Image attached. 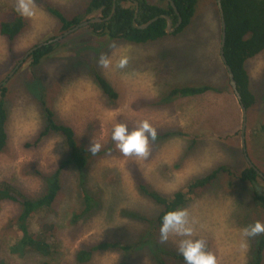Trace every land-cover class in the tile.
<instances>
[{"label":"rangeland","instance_id":"1","mask_svg":"<svg viewBox=\"0 0 264 264\" xmlns=\"http://www.w3.org/2000/svg\"><path fill=\"white\" fill-rule=\"evenodd\" d=\"M88 2L31 0L34 15L22 16L27 23L24 32L11 43L0 35V83L32 47L60 35V25L47 13V7L71 18L81 14ZM17 5L18 0H0V20L11 19L10 9L17 10ZM124 5L133 3L127 0ZM219 40L215 0H198L195 17L183 33L173 32L157 41L135 45L109 41L82 28L59 41L39 65L32 66L26 59L4 84L9 117L7 145L0 152V182L34 198L43 193L45 178L55 172L65 156V146L55 134L35 146H26L43 127L44 107L38 101H44L61 123L70 126L86 148L90 142L101 145L87 166L85 188L99 200L93 212L75 220L84 208L80 178L74 170L65 169L61 174L62 189L48 215V221L57 227L56 262L77 264L74 256L82 246L116 241L136 247L146 241L150 247L160 248V256L168 264H184L175 255L182 257L177 243L186 237L170 234L161 242L156 221L160 208L139 194L132 173L160 196L170 197L185 188L189 180L222 166L225 170L215 183L197 190L185 208L193 228L192 238L205 242V250L216 257L217 264L248 261L251 239L243 229L257 221L264 224V214L254 206L251 196L244 194L252 192L251 184H239L238 179L248 168L245 153L264 175V52L245 64L256 100L246 111L244 153L242 113L219 59ZM101 58L108 61L107 67L101 66ZM121 60L126 61L123 67L119 66ZM157 64L164 68L168 64L174 77H156ZM94 72L111 85L116 100L103 95L95 84ZM182 85H207L213 91L156 104L162 94ZM141 120H147L156 134L172 136L155 143L149 140L145 157L124 156L111 140L112 129L124 123L131 131ZM109 147L115 152L111 157L105 155ZM258 188L264 189V180L258 181ZM19 213L17 205L0 206V264H39L41 258L35 254H7V248L18 239L11 220ZM133 251L100 252L86 264H152L150 252Z\"/></svg>","mask_w":264,"mask_h":264},{"label":"trees","instance_id":"2","mask_svg":"<svg viewBox=\"0 0 264 264\" xmlns=\"http://www.w3.org/2000/svg\"><path fill=\"white\" fill-rule=\"evenodd\" d=\"M159 1V4H150L145 0H138L139 11L136 22L137 25L145 24L153 18L162 15L170 17L173 23L177 21V16L168 2L166 0ZM172 1L182 19L181 25L176 30L175 34L183 33L190 27L191 21L195 17L198 0ZM41 2L43 4V1ZM125 2H127V0H116V12L109 22L90 24L85 27V30H88L91 35L106 37L109 41L118 40L120 42L135 45L154 42L166 36L164 32L165 21L163 19H158L146 30L135 29L132 26L135 8L133 5L125 6ZM112 4L113 0H89L83 12L71 18L66 17L58 9L47 7L46 11L52 18L57 20V23L60 25L61 35L86 21L88 16L97 14L99 15L98 17L107 18L111 13ZM221 7L224 19H226L224 20L225 27L227 26L224 57L227 65L231 66L230 69L233 73L237 90L247 111L255 104L256 98L250 89V82L245 70V64L264 52V0H221ZM10 12L13 15L11 19L0 20V35L11 43L20 33L24 32L27 23L19 14L18 10L10 9ZM52 39H54V37ZM58 45V43L48 44L33 52L29 57L30 64L32 66L39 65L43 59L52 54ZM157 65L158 67L155 69L156 77H161L163 79L174 77V73L168 69V64L166 68L162 65ZM93 78L95 84L108 100L114 101L117 99V93L99 73L94 72ZM211 91H213V88L207 85L197 87L185 85L174 86L167 92L162 91V93H165L159 97L156 104L166 105L175 98L196 97ZM6 92L7 89L3 84L2 87H0V152L4 150L8 141L6 125L9 111L6 109L7 101H4ZM38 102L41 108L44 107V109H41L43 127L39 130L33 143H31V145L26 144V146H35L37 142L39 143L41 140L49 138L51 134H55L58 135L65 146V156H63L55 172L45 178V190L43 193L34 198H29L21 194L6 182H0V206L4 203H10L20 208L18 216L11 220L12 225L17 227L16 233L18 234V239L7 248V254L16 255L18 257L27 254H35L41 258L39 264H60L54 260L57 254L55 250L57 248V227L54 223L48 221V215L52 212L62 189V180L60 179L61 174H63L62 172L65 169L74 170L80 178L79 190L81 193L80 197L82 201H84V208L80 213L74 216L75 220L87 216L91 211L93 212L96 208L95 203L98 206L99 200H97L96 196L93 194H89L88 190L85 188L88 182L87 166H89V160L92 154L88 152L84 145L78 142V138L70 126L61 123L55 116L53 110L45 107L44 101ZM171 136L172 135L169 133L162 135L156 134L155 140H150L155 143L159 140H167ZM113 154H115V152L111 147L106 149L105 155L107 157H111ZM224 170L222 166L209 172L204 177L193 178L187 182L185 188L175 192L170 197L160 196L156 191L149 188L147 184L140 182L136 173H132V179L139 194L160 208L156 217L157 224L160 227L161 218L166 212L185 209L195 192L199 189H203L209 184L213 185ZM244 171L241 172L238 183H256L258 176L255 171L250 168ZM262 193L264 194V192ZM244 194L251 196L254 206L260 208L264 214V195H259L256 192L250 191H246ZM108 210H112L111 207L108 208ZM250 239V251L248 261L245 264H264V233L258 234L255 237L251 236ZM134 247L135 245H121L116 241H104L90 246H82L79 249L80 251L78 250L75 253L74 260L77 264H86L95 254L100 252L120 251L121 253H128L134 250L131 253L150 252V254L153 255V258L150 259L152 264H168L165 259L160 256L161 251L158 246L153 248L150 247L146 241H142L135 249ZM175 258L183 260L179 255H175ZM121 264H127V262L124 261Z\"/></svg>","mask_w":264,"mask_h":264},{"label":"clouds","instance_id":"3","mask_svg":"<svg viewBox=\"0 0 264 264\" xmlns=\"http://www.w3.org/2000/svg\"><path fill=\"white\" fill-rule=\"evenodd\" d=\"M17 10L23 17L34 15L31 0H18ZM99 63L107 67L108 61L101 58ZM125 63V60H121L119 66L123 67ZM155 138L156 129L147 120H141L138 126L131 131L126 124L117 123L111 132V140L124 156L145 157L148 154L149 140L154 141ZM100 148L99 143L90 142L87 150L95 155ZM159 232L161 242L166 241L170 234L186 237L177 243V251L182 256L184 264H217L216 257L205 250V242L202 239L192 238L193 228L185 209L166 212L161 218ZM261 233H264V224L259 221L243 229V234L248 237Z\"/></svg>","mask_w":264,"mask_h":264},{"label":"water","instance_id":"4","mask_svg":"<svg viewBox=\"0 0 264 264\" xmlns=\"http://www.w3.org/2000/svg\"><path fill=\"white\" fill-rule=\"evenodd\" d=\"M168 2V4L170 5L171 9L173 10V12L175 13V15L177 16V23L176 25L172 24L171 19L168 16L162 15V16H158L153 18L152 20H150L149 22L145 23L144 25H137L136 24V19H137V14L138 11H135V14L133 16V27L135 29L138 30H146L149 26H151L153 23H155L158 19H163L166 23L165 26V34H172L173 32H175V30L180 27L182 19L175 7V4L172 0H166ZM217 9H218V14H219V25H220V40H219V59L220 62L222 63L224 70L226 71L227 74V78H228V83L229 86L232 90V94L234 95L235 99L237 100L239 107L241 109V113H242V126H241V139H242V149L243 152L245 153V144H244V133H245V128H246V108L244 107L242 100H241V96L237 90V86H236V82L234 80V76L233 73L230 69V67L227 65L226 63V59L224 57V46H225V37H226V27H225V21H224V16H223V11H222V7H221V0H215ZM134 5L136 8H138V4L136 3V1H134ZM116 10V0H113V4H112V11H111V15H109L107 18H101V17H92L84 22H82L81 24L75 26L74 28L70 29L69 31L64 32L63 34L55 37L54 39H51L47 42L38 44L35 47H32L29 51H27V53L24 55V57L20 60V62L16 65V67L13 69V71H11L8 75V77L2 81V83H0V86H2L3 84H5L7 82V80L13 75V73L15 72V70H17L19 68V66L24 63V61L26 59H28L31 54L33 52H35L36 50L42 48L43 46H46L48 44H54V43H58L59 41L63 40L65 37H67L70 34H73L74 32L87 27L90 24H96V23H104V22H108L110 21V19L112 18V16L114 15ZM244 157L247 161V163L249 164V166L254 169V171L259 175L262 176L258 170L256 168L253 167V165L251 164L247 154H244Z\"/></svg>","mask_w":264,"mask_h":264},{"label":"flooded vegetation","instance_id":"5","mask_svg":"<svg viewBox=\"0 0 264 264\" xmlns=\"http://www.w3.org/2000/svg\"><path fill=\"white\" fill-rule=\"evenodd\" d=\"M129 1H131L132 3H133V7L135 8V11L137 10V11H139V3H138V0L136 1V3L138 4V8H136L135 7V5H134V0H129ZM112 11V10H111ZM115 12H116V10H115ZM115 14V13H114ZM134 14H135V12H134ZM110 15H111V13H110ZM114 16V15H113ZM113 16H112V18H113ZM134 16V15H133ZM111 18V19H112ZM170 18V17H169ZM110 19V20H111ZM137 19H138V14H137ZM137 19H136V22H137ZM171 19V18H170ZM172 21V20H171ZM109 22V21H108ZM132 22H133V19H132ZM176 23H177V21L175 22V23H173L172 22V24L173 25H176ZM142 25H144V24H142ZM132 26H133V24H132ZM140 26V25H139ZM165 26H166V23H165ZM179 28V27H178ZM177 28V29H178ZM176 29V30H177ZM176 30H175V32H176ZM164 31H165V29H164ZM251 162V161H250ZM246 163H247V161H246ZM248 164V163H247ZM251 164L253 165V167L254 168H256L257 170H258V172L262 175V176H259L256 172V174H257V176H258V178L256 179V183H254V184H251V187H252V192H256L257 194H259V195H264L262 192H264V189H261L260 188V190H259V188H258V181L260 180V181H263L264 180V175H263V172L262 171H260L259 169H258V167H256L252 162H251ZM248 168H250V169H252L250 166H249V164H248ZM252 170H254V169H252Z\"/></svg>","mask_w":264,"mask_h":264},{"label":"bare ground","instance_id":"6","mask_svg":"<svg viewBox=\"0 0 264 264\" xmlns=\"http://www.w3.org/2000/svg\"><path fill=\"white\" fill-rule=\"evenodd\" d=\"M124 6V5H123ZM182 13V12H181ZM224 20H226V19H224ZM173 21V20H172ZM232 21V20H231ZM234 25V24H233ZM236 25V24H235ZM226 30H227V26H226ZM234 32V31H233ZM237 33V32H236ZM240 36V35H239ZM236 37V36H235ZM239 39V38H238ZM231 40V39H230ZM254 52H256V51H254ZM229 63V62H228ZM229 67H231V66H229ZM22 80V79H21ZM253 81V80H252ZM21 82V81H20ZM8 87V86H7ZM209 88V87H208ZM210 90V89H209ZM11 96V95H10ZM78 96V95H77ZM189 96V95H188ZM81 97V96H80ZM10 100V99H9ZM3 101V100H2ZM8 101V100H7ZM176 108V107H175ZM179 110V109H178ZM48 113V112H47ZM48 119V118H47ZM259 136V135H258ZM73 154V153H72ZM82 163V162H81ZM84 165V164H83ZM178 165V164H177ZM174 166V165H173ZM174 167H176V166H174ZM246 169V168H245ZM245 172V171H244ZM247 175V174H246ZM30 186H31V184H30ZM121 187V186H120ZM181 192V191H180ZM55 193V192H54ZM53 196V195H52ZM95 196V195H94ZM44 201V200H43ZM42 202V201H41ZM45 202V201H44ZM43 203V202H42ZM125 203V202H124ZM39 204H40V202H39ZM49 206V205H48ZM167 207V206H166ZM169 208H170V206H169ZM36 210V209H35ZM47 210V209H46ZM134 212V211H133ZM120 213V212H119ZM138 213V212H137ZM44 229V228H43ZM219 237V236H218ZM174 248V247H173ZM80 251V250H79ZM47 252V251H46ZM74 256V255H73ZM64 259V258H63ZM159 259V258H158ZM64 263V262H63Z\"/></svg>","mask_w":264,"mask_h":264}]
</instances>
